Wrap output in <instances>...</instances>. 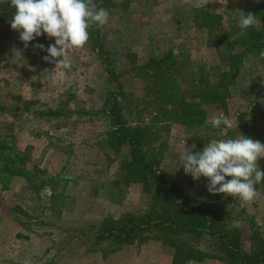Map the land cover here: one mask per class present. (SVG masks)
Returning <instances> with one entry per match:
<instances>
[{"label": "rangeland", "instance_id": "rangeland-1", "mask_svg": "<svg viewBox=\"0 0 264 264\" xmlns=\"http://www.w3.org/2000/svg\"><path fill=\"white\" fill-rule=\"evenodd\" d=\"M259 1L209 0L206 9L219 16L210 30L195 22L200 0H101L99 4L104 2L110 14L104 26L108 46L121 72L120 83L130 94L128 120L148 124L157 116L151 96L143 97L144 82L132 71L130 54L142 63L150 56L173 52L185 88L194 86V72L213 80L228 68L224 59L229 55L225 51L227 36L241 29L239 17ZM54 42L55 38L45 34L25 49L19 32L11 29V21L0 23V144L24 156L15 163L28 172L11 175L5 184L0 181V264H23L25 259L32 264H171L173 249L156 239L107 254L98 250L92 234L103 220L142 213L149 198L141 183L113 182L120 178L123 156L101 146L109 119L97 111L103 107L107 91L116 86L106 79L96 52L87 43L68 53L73 66L62 72L43 59L46 51L36 47L43 44L46 48ZM14 49L22 51V58L14 55ZM33 49L36 58L31 60L28 51ZM233 80L227 105L206 107L205 125L161 123L159 140H166L168 148L158 168L170 173L199 204L207 205L218 197L220 206L227 202L225 216L231 218V225L243 227V249L252 252L258 250L255 233L264 232V180L254 186L260 198L246 203L231 195L210 193L207 178L193 180L182 166L185 152L203 149H198L199 142L205 146L244 135L264 143L263 61L246 56ZM27 101H34L29 111L23 109ZM58 105L80 113L69 119L32 113L36 107ZM88 111L94 115L86 114ZM221 113L233 120L231 129L223 125L212 128L211 118ZM258 164L264 171V157ZM52 178L58 183L53 184ZM56 193L62 196L61 214L53 203ZM185 264L225 263L208 258Z\"/></svg>", "mask_w": 264, "mask_h": 264}, {"label": "trees", "instance_id": "trees-1", "mask_svg": "<svg viewBox=\"0 0 264 264\" xmlns=\"http://www.w3.org/2000/svg\"><path fill=\"white\" fill-rule=\"evenodd\" d=\"M100 1L94 0L98 7L105 8L104 2L100 5ZM14 12L10 0L1 1L0 23L11 21ZM248 12L256 15L258 23L246 30L237 29L230 37L227 36L225 51L229 55L224 59L228 61V68L213 80L194 72L195 83L192 88L184 87L179 76L182 72L173 52H168L163 57L150 56L142 63L135 54H130L131 69L144 82L143 97L151 96L152 101H149L156 107L157 116L148 124H132L128 120L126 108L130 94L120 83L121 72L117 70L108 46L105 28L93 26L89 29L88 45L96 52L103 65L106 79L116 86L107 91L104 105L97 111L109 119L105 143L101 146L114 149L117 157L121 154L123 156L119 164L120 178L113 182L126 185L141 183L149 198L148 207L142 213L128 212L119 218L108 217L103 220L92 234L98 250L107 254L126 245L156 239L173 249L171 264L203 262L208 258L225 264H264V232L255 233L258 250L246 252L243 249V227L231 225V218L225 216L229 207L227 202L220 206L217 202L221 197H218L207 205L199 204L170 173L158 168L168 148L166 140H159L163 121L179 122L188 127L205 125L208 118L206 107L227 105L230 85L234 83V72L245 57L254 55L264 64V59L259 57V52L264 49V0L249 6L243 15ZM218 18V15L209 12L206 7L195 10V22L210 30L219 22ZM28 52L29 59L34 60L36 50ZM117 97L121 99L117 100ZM30 103L33 104L34 101L25 102L23 109L31 110ZM3 107L13 112L9 107ZM32 113L48 119H69L80 113V110L58 105L36 107ZM86 114L94 115V112L88 111ZM203 147L204 144L199 142L198 149ZM23 159L24 156L17 151L0 144V181L5 184L15 173L28 174L26 169L16 167L15 162ZM50 181L58 183L54 178ZM61 200L60 194L53 195V203L59 214L63 210L58 206Z\"/></svg>", "mask_w": 264, "mask_h": 264}, {"label": "clouds", "instance_id": "clouds-1", "mask_svg": "<svg viewBox=\"0 0 264 264\" xmlns=\"http://www.w3.org/2000/svg\"><path fill=\"white\" fill-rule=\"evenodd\" d=\"M209 0H200L196 7H203ZM15 9L11 29L19 32V38L26 49L29 42L47 35L55 38L46 48L38 44L47 55L43 59L54 63V69L70 70L73 61L68 53L83 49L90 39L89 29H102L109 22V12L98 7L94 0H10ZM239 27L246 30L257 25L256 15L248 12L239 17ZM14 55L22 58V51L14 49ZM264 59V49L259 52ZM121 98L117 97V100ZM233 120L219 114L211 118V126L220 129L233 127ZM264 157V143L241 135L236 138L219 139L205 144L201 151L185 152L182 166L185 174L193 180L207 178V190L212 194L231 195L250 203L261 196L254 186L264 180V171L258 161ZM230 177V179H229ZM23 264H32L25 259Z\"/></svg>", "mask_w": 264, "mask_h": 264}]
</instances>
